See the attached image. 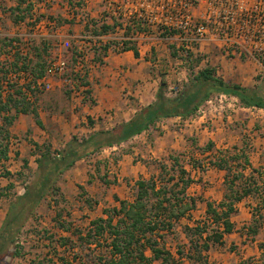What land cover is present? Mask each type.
I'll use <instances>...</instances> for the list:
<instances>
[{
    "label": "rangeland",
    "instance_id": "obj_1",
    "mask_svg": "<svg viewBox=\"0 0 264 264\" xmlns=\"http://www.w3.org/2000/svg\"><path fill=\"white\" fill-rule=\"evenodd\" d=\"M74 2H77V0H74ZM79 2L80 5L73 6L68 0H35L36 6H34L33 18L28 17L27 20L20 23L13 22L14 16L9 8L0 9V14L3 16L0 15V56L5 57L10 52L12 46L5 45V41L11 38L19 39L21 43L17 46L21 48L29 46L31 51L35 54H37L35 48H39V46L45 42L48 51L44 53V58H42L40 62L47 65L48 61L57 54H63L69 66V72L63 78L74 76L71 69L76 64L78 56L82 54L88 55V61L85 66L89 71V66L95 59L90 56L89 51L81 49V44L90 42L91 48H99V46L95 44L94 39L90 37L95 31H98V27L88 26L86 29L87 33L77 32L78 36L75 37L69 35L57 37V34L62 32L61 25L70 20L76 23V19L74 18H77V23L93 22L99 25L104 21L101 17L102 13L99 12V16L93 15L91 6H93L95 0H79ZM98 4L100 7H103L101 2H98ZM87 7L90 9H86ZM66 41H69L70 45H67ZM17 42V40H14L13 45L15 46V44H18ZM201 58L202 57H194L192 60L195 64L191 65V67L194 68L198 65ZM230 58L231 56L226 58L229 64H234V60H230ZM259 58L264 64V56ZM252 60L253 58L249 56H240L241 65H243L240 68H243L244 72L241 75H236L234 72L230 73L223 70L220 77L227 82H239L238 84L245 87L253 86L259 89L260 93L264 96V68H256L255 73L246 72L248 68H254L255 65ZM1 61L3 62V59H0V62ZM63 78H56L55 88L53 90H39L36 92L34 106L36 108L41 107L44 115L57 118L66 113V108L70 102L72 93L70 86L62 82ZM185 83L186 81H184V79L180 81L176 80L168 87L171 85L183 87ZM168 87H166L165 91L166 96H175ZM216 94H218V92H213L211 96H215ZM38 101L40 102L39 104H37ZM238 105V107H234L236 110L231 109L232 107H227L226 110L228 114L236 113L237 110H239L243 112V114H248L252 117H258L259 115L264 117V109L258 107H245L240 100ZM206 107L207 105L205 104V108ZM212 113H214L213 109L211 110V114ZM12 114H16L14 109L12 110ZM195 114L200 116L198 112ZM29 118H34L32 113L29 114ZM0 122L2 124L4 123L1 117ZM246 123L250 122L246 119V121L244 123L241 122V124H236L233 121L226 123L227 130H224L223 133L226 135L225 137L230 136L231 139L229 138V144L223 148V151H230L229 153L225 152L226 155L229 154V159L237 154V156L243 160L244 156L248 157L247 151L255 150L257 146L264 145V129L262 125L258 126L257 122H254L256 126L253 124L250 126ZM23 124L24 120L20 121L19 127L18 125L11 126L13 123L9 124L7 122L3 126L10 131L7 137L12 156L10 160H8L9 162L5 161V168L9 172V168H12L15 173H20L16 187L10 190V199L14 198L15 200L25 192L27 186L32 187L39 178V170L36 168L38 164H36L35 159L32 161L31 166L28 165V167L25 168H20L17 164L15 152L24 146L22 143H26L25 141L28 139L27 135L29 134V132L21 128V126H25ZM167 125L169 128L173 127L172 123H167ZM164 130L161 123L160 125L153 124L150 127V136L148 138L153 141L154 135H160ZM4 137L5 131L0 129V139L4 141ZM88 137L89 133L78 130L75 133H63L60 137L55 136L54 138H47L46 142L41 146L42 149L49 148L52 154L58 155V153H61L65 148L68 139L77 138L82 141ZM237 137H239L238 140ZM30 142L33 143V139H30ZM186 142L189 145L186 150L189 149L193 153L205 152L207 146L212 144L210 141H207L205 144H200V137L195 135H188ZM142 144L143 139L137 137L136 139H132L118 146L115 150L106 146L101 148L98 152L78 160L72 168L68 169L59 177L54 187L48 188L45 191L44 197L26 220L17 239L22 246L21 255L15 258L12 257L11 254L15 252V244H12L9 255L1 260L0 264H28V258L31 256L47 253L45 246L49 239H53L56 246H58L59 242L75 246L77 249L75 252L77 258L80 260L84 258L86 260L85 264H91L87 261H94L98 259L100 255L109 257L110 252L108 248H106L107 240L101 239V241H99L100 239L98 238L93 239L87 236V230L91 227V222L93 220L106 217L107 210H113L114 207L119 208L121 206L120 200L132 201L137 196L138 180H149L153 178L154 180H158L159 186L164 180H168V178L172 176L171 172H178V169L184 166L183 161L186 159L195 161L197 166H200L201 171L205 170L203 160H196L197 156L195 157L191 152L185 151L184 148L173 150L172 153L166 154L165 156L161 155L160 159L158 158L160 155H153L149 150L148 153L142 154L139 152V154L135 156V162L140 161V164L138 167L134 168V171L130 175L118 177L117 173L119 170H117V159L121 158V154L132 145L138 146ZM149 149L155 150L151 147H149ZM36 152L38 154L36 158L38 159L41 151L36 149ZM205 158L207 157H204V159ZM20 163L22 167L24 164L22 162ZM170 167H172V169H170ZM262 171L264 172V170ZM74 175H76V178H79V181L74 178ZM81 175L86 179L83 180ZM119 178L122 179L118 180ZM2 180L3 184L7 186L9 181L6 178H2ZM242 180H240V182ZM82 181H84L85 184H81ZM79 185H83V188H80ZM257 198L252 197L250 201H248L252 206V210L254 206V211L258 208L254 203L255 201L257 202ZM9 200L2 202L4 204H2L1 207L4 208V211H6L9 205ZM198 214L201 215V213L197 211L195 213L196 218H200ZM251 220L252 219L249 218L247 222L249 223ZM189 222L187 218L180 219L176 222L172 233L166 234L161 240V246L170 250L179 264L183 262L189 264L190 262L189 258L186 256L187 253L178 259V248L180 247L182 252L184 248L185 251L189 248V238L191 237L189 235L187 236L186 233V226H189ZM66 226L69 227L70 231L65 229ZM233 238L234 237L228 236L226 244H213L210 251L207 252L209 264H255L257 263L256 260H261V256L254 259L252 257L250 258V255H246V257L243 258L246 254V249L243 248V242L236 245L234 241H232ZM257 238H259V240L264 239V229ZM231 241L233 243H231ZM90 243H92V245ZM65 251V246L59 247L53 251V255L55 256V254H58L57 256L59 257L64 254ZM147 252L149 255H152L150 250H147ZM54 258L56 259L57 257ZM154 264H160V262L155 261Z\"/></svg>",
    "mask_w": 264,
    "mask_h": 264
},
{
    "label": "trees",
    "instance_id": "obj_2",
    "mask_svg": "<svg viewBox=\"0 0 264 264\" xmlns=\"http://www.w3.org/2000/svg\"><path fill=\"white\" fill-rule=\"evenodd\" d=\"M19 2L26 5L25 7L17 5L13 8V21L15 23L25 21L28 17L33 18L35 6L33 1L19 0ZM69 3L73 6L80 5L79 0L77 2L69 0ZM102 27L101 31L106 32L111 26L105 24ZM14 40L18 41L15 46L13 45ZM20 43L21 41L17 38L6 40L5 45L12 46L11 50L7 56H0V59H3V62H0V117L4 122L3 124L0 122V129L5 131L4 139L6 140L4 142L0 139V177L12 176L5 168V161L9 159L10 153L7 137L10 131L3 127L4 124L6 122L12 124L16 114L22 112L24 114L32 113L37 123L42 125L39 112L34 104L26 99L23 86L17 82L9 83L11 91L5 98L2 95V82L8 79L7 74L10 69L27 70L34 79L44 74L46 65L40 61L44 58V53L48 51L47 44L43 42L39 48H35L37 54L31 49L24 54L21 51L22 48L17 46ZM108 47L109 45L103 46L105 50ZM166 85V82L163 81L156 101L143 108L130 121L111 129L94 132L82 141L73 138L66 143L65 148L58 155L52 154L49 148L42 149L41 145L36 144L37 149L41 151L37 159L39 178L32 187L27 186L25 192L10 204L0 228V262L9 255L12 244H15V252L11 254L12 257L21 255L22 246L17 239L26 220L44 197L45 191L54 187L59 177L73 167L78 160L98 152L103 147L120 145L143 130L150 128L159 120L174 116L182 118L193 116L213 92L234 95L245 107L264 109V96L259 89L227 82L216 75L214 68H203L198 73L191 75V79L175 96H166ZM25 87L33 90L30 82L25 84ZM13 109L16 112L15 115L12 114ZM212 145L209 144L207 148H212ZM226 153H223V157L210 162L228 170L230 178H227L229 182H227L226 200L217 205L208 202L207 218L193 226H186L187 236L191 237L187 252L185 248V252H182L180 247L178 248V259L187 253L189 264H207V252L213 244L224 243L225 234L231 233L234 229L231 217L236 210L235 204L238 201L254 192L261 194L262 201H264V183L249 182L250 179L245 178L243 169L249 163V159L244 156L241 160L237 154L229 159V154L226 155ZM24 165L28 167L27 160H25ZM171 173L172 176L168 180H164L159 186L158 180L153 178L138 180L137 196L132 201L120 200L121 206L119 208L114 207L113 210H107L106 217H100L91 222V227L87 230L88 238H98L99 241L101 239L107 240L106 248H108L110 256L103 257L100 255L94 261L88 260V263L154 264L155 261H159L160 264H179L174 254L166 247L161 246V240L166 234L172 233L178 220L196 207V199L186 194V187L191 180V178L185 177L186 170L181 166L178 172ZM240 180L243 183L236 184V181ZM14 187L13 182H9L5 187L0 186V196L7 194L6 191ZM258 223H264L263 212L255 213L254 222L249 226L252 235L258 233ZM65 229L70 231L68 226ZM90 244L92 245V243ZM63 246L66 249L65 253L59 257L58 254L54 256L53 251ZM261 247L263 249L261 264H264V241ZM45 248L47 253L31 256L28 258V264H85L86 262L84 258L81 260L77 258L75 246L63 242H59L56 246L55 241L49 239ZM147 250H150L152 255H149Z\"/></svg>",
    "mask_w": 264,
    "mask_h": 264
},
{
    "label": "crops",
    "instance_id": "obj_3",
    "mask_svg": "<svg viewBox=\"0 0 264 264\" xmlns=\"http://www.w3.org/2000/svg\"><path fill=\"white\" fill-rule=\"evenodd\" d=\"M33 3L36 6L35 0ZM93 3V6H91L93 15L99 16L102 7H100L96 0ZM17 5L25 7L26 4H20L19 0H0V9L9 8L13 16V8ZM88 8L89 7L86 9ZM0 15L2 16V14ZM74 19H76V23L70 20L61 25L62 32L58 33L57 37H65L68 35L75 37L78 36L77 32L87 33L86 29L88 26L98 27V31L94 33V35H96L101 32L103 29L102 26L105 25L99 24V26L98 23L93 22L77 23V18ZM81 45V49L89 51L90 56L95 59L89 66L88 89L84 92L85 97L81 99L72 95L66 108V113L57 118L44 115L42 108L38 107L37 110L42 125L38 124L35 118H29V114H24L22 112L16 114V118L11 126L18 125L19 127L20 121L24 120L23 125L25 126H21V128L29 132L27 135L28 139L25 141L28 145L22 143L24 146L15 152L18 167L25 168V165L22 167L20 165V162L24 164L25 160L28 161V165L30 166L34 159L37 164L36 157L38 154L36 152V144L42 145L46 142L47 138H54L55 136L60 137L63 133H75L78 130L89 133L90 136L99 130L111 129L130 121L143 108L156 101L163 81L166 82L167 87L176 80L180 81L184 79V81L188 82V80L191 79V75L207 67L214 68L216 75L219 77L220 74L223 73V70L230 73L234 72L236 75H241L244 72V69L240 68L243 66L241 65L240 56L231 57L230 60L233 59L234 64H229L226 59L228 56L223 55V52L216 45L214 38L205 40L201 45L200 51L189 56L180 55L176 50V45L173 44L171 40H158L154 37L144 41V43L139 46L134 45L135 48L130 47L124 51L117 50L115 46L108 47L106 50L101 46H99V48H91L90 42H84ZM194 57L202 58L199 64L192 68L191 65L195 64L192 60ZM251 58H253L252 62H254L253 64L255 66L253 69L248 68L246 72L255 73L256 68H264V64L259 57ZM248 87L254 88L253 86ZM39 103L38 101L37 104ZM211 116L212 114L209 112L208 117L210 118ZM191 117L179 118V116H174L157 121L155 124L160 125L161 123L162 127L165 129L162 134L154 135L152 141L148 138L150 136V128L143 130L141 133L136 134L129 140L120 144L122 145L132 139L141 137L143 139V146L132 145L121 154V158L117 159V170H119L117 175L118 177H124L130 175L134 171V168L138 167L140 164V161L135 162V156L138 155L139 152L144 154L146 152L148 153L150 150L153 155H160L158 157L160 159L161 155H168L172 153L173 150H180V148H184L185 151L191 152L189 149L186 150V148L189 147L186 142L188 135L199 136L200 144H205L207 141H210V143L213 144L212 148H206V151L202 153L191 152L192 155H195V157L197 156L196 160H203L205 170L201 171L200 166H197L195 161H189L187 159L183 161L184 166L182 167L186 170L185 177L191 178L186 187V194L196 199V207L182 217L190 221L188 223L189 226H193L197 222L207 218L208 202H213L217 205L227 198V182H229L228 179L230 178L228 170L210 163L211 160L215 161L219 157H223V153L226 152L223 151V148L229 144V138L231 139L230 136L225 137L226 135L223 133L224 130H227L226 123L233 121L236 124H241V122L244 123L247 119L250 122L246 123L247 125L251 126L253 124L256 126L254 122H257V125H262L264 129V117L260 115L258 117H252L248 114H243V112L239 110L233 114H228L227 110L216 114L213 123L209 124L208 127L202 124V119L192 120ZM167 123H172L173 127L169 128ZM30 139H33V143L30 142ZM238 139L239 137H237V140ZM68 141L70 140L68 139L66 142ZM120 145H114L109 148L115 150ZM149 147L155 150H151ZM247 153L249 163L246 164L243 169L245 178H249V182L257 181L258 184H263L264 172L262 170H264V145L257 146L255 150H249ZM10 157H12L11 152L9 153L8 160H10ZM204 157L207 158L204 159ZM9 169L12 176L0 177L1 187H5L2 178H6L9 182H13L15 187L18 183L20 173H15L12 168ZM76 175H74V178L79 181ZM81 177H83V180L86 179L82 175ZM121 179L122 178H119L118 180ZM239 183L243 182L236 181V184ZM81 184H85L84 181H82ZM79 187L83 188V185H79ZM10 190L6 191L7 194L0 196V228L3 225L11 202L15 201L14 198L10 199ZM252 197H258L257 202H254L255 206H258L255 211L254 206L252 210V206L248 202ZM261 198V194L254 192L243 197L235 204L236 210L231 217L234 229L231 233L225 234L223 239V244H226L228 236L234 237L232 241H234L236 245L243 242V248L246 249V254L243 258L246 257V255H250V258L252 257L254 259L261 256V260H256L257 263L255 264H261L262 262L263 249L261 244L264 239L259 240L257 237L264 229V223H258L259 231L255 235L250 233L249 226L254 222L255 213H264V201H262L263 198ZM8 200L9 205L6 211H4V208L1 207V205L4 204L2 202ZM197 211L201 213V215L198 214L200 218L195 217ZM249 218L252 220L248 223L247 221ZM232 241L231 243H233ZM207 264L209 263L207 262Z\"/></svg>",
    "mask_w": 264,
    "mask_h": 264
},
{
    "label": "built area",
    "instance_id": "obj_4",
    "mask_svg": "<svg viewBox=\"0 0 264 264\" xmlns=\"http://www.w3.org/2000/svg\"><path fill=\"white\" fill-rule=\"evenodd\" d=\"M97 1L103 4L100 11L104 19L102 24L111 26L106 32L90 36L101 47L115 46L117 50L124 51L154 37L158 40H171L180 55L189 56L199 52L205 40L214 38L225 56H264V0ZM66 44L70 45V42L66 41ZM27 50H30L29 46L21 49L24 54ZM87 61V54L79 55L71 69L74 76L68 78H63L69 72L68 62L60 53L48 61L44 74L37 79L27 70L10 69L8 79L2 82L3 98L11 91L9 83L17 82L23 86L26 99L34 104L37 91L53 90L56 78H63L62 82L70 86L72 95L83 99L88 89ZM29 82L33 90L25 87ZM181 89L176 85L169 87L175 95ZM238 104V97L218 93L199 107L197 112L200 116L194 114L191 119H202V124L208 127L216 114L224 112L227 107L235 109ZM212 109L214 113L209 118Z\"/></svg>",
    "mask_w": 264,
    "mask_h": 264
}]
</instances>
